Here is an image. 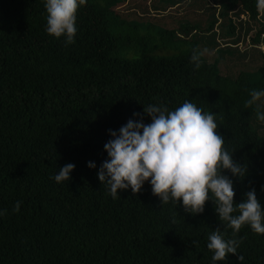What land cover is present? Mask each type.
<instances>
[{"label": "trees", "instance_id": "trees-1", "mask_svg": "<svg viewBox=\"0 0 264 264\" xmlns=\"http://www.w3.org/2000/svg\"><path fill=\"white\" fill-rule=\"evenodd\" d=\"M129 1L87 0L75 43L66 45L65 37L46 32L45 0H0V264H264V235L248 225L235 237L242 238L238 254L213 262L208 236L222 225L211 199L192 215L182 200L163 206L150 182L140 193L129 188L113 198L99 180L109 129L137 120L134 113L151 123L144 106L174 110L187 100L215 115L224 147L247 166L243 179L224 171L234 181L235 202L255 188L264 206V123L252 126L257 103L245 107L251 90H264V53L256 80L244 71L220 72L226 47L216 48L212 62L202 55L195 69L196 39L127 19L139 13L116 8ZM217 6L224 18L213 12L208 31L224 23L239 32L240 22L226 18L233 6L256 25L253 32L245 22L242 40L263 34L257 0H214L210 8ZM69 163L71 179L57 183Z\"/></svg>", "mask_w": 264, "mask_h": 264}, {"label": "clouds", "instance_id": "clouds-1", "mask_svg": "<svg viewBox=\"0 0 264 264\" xmlns=\"http://www.w3.org/2000/svg\"><path fill=\"white\" fill-rule=\"evenodd\" d=\"M86 4L87 0H45L46 32L56 38L65 37L66 45L75 43L77 14ZM257 11L264 14V0H257ZM201 56L197 51L191 57L195 69L201 67ZM249 95L245 107L260 101L264 90L253 89ZM144 114L151 123L144 122L143 114L134 113L137 120L130 119L119 131L109 129L112 139L104 145L109 159L100 166L98 178L107 183L110 195L117 198L120 190L129 188L134 194L140 193L147 181L163 206L182 200L185 212L192 215L203 213L211 199L222 225L208 236L207 248L213 252V262L238 254L242 238L235 237L243 226L264 235V206L255 188L245 193L243 202H235L234 181L224 171L243 179L247 166L234 160V151L224 147L215 115L187 100L174 110L150 104L144 106ZM257 116L264 121V113L258 111ZM88 166L96 168L94 162ZM74 168L71 163L61 167L55 181H69ZM20 206L17 201L13 211L19 212ZM228 229L232 230V238L225 239ZM239 259L242 261L243 256Z\"/></svg>", "mask_w": 264, "mask_h": 264}, {"label": "rangeland", "instance_id": "rangeland-1", "mask_svg": "<svg viewBox=\"0 0 264 264\" xmlns=\"http://www.w3.org/2000/svg\"><path fill=\"white\" fill-rule=\"evenodd\" d=\"M150 1L154 2L153 6H151V3H148ZM171 1L130 0L128 5L125 3L119 4L116 9L123 13H126L128 9H131V12L139 13V16L134 14L132 17H127V19H133L137 23L153 24L157 29H175L179 37L186 38L187 40L195 38L203 57L209 62L213 61L216 48L226 47L229 50L231 49L233 51L230 52L228 50L219 62L220 72L234 75L239 71H244L250 73L252 80L257 79V76L253 72L263 61L264 16H261L260 22L263 28V34H257L254 41H248L246 36L242 40L246 29L244 26L245 22H247L253 32L256 29V25L245 20L246 16L243 15V17H240L233 6L227 9L229 14L226 18L228 22L231 20L229 17L234 22H240L239 32L236 31L235 34H231L224 29L223 23L221 26L215 27L216 33H214L206 29V19L211 17L210 15L213 12L220 22L224 18L218 16L219 6L213 9V11L211 10L210 6L214 0H180L181 2L179 3H172ZM229 3L230 0H224V4L227 5ZM205 7H209L207 15L203 14ZM141 14L144 15L141 16ZM238 37L240 38L238 43L235 46L232 44L230 46L229 43ZM258 111L264 113V97L260 101H257V109L252 116L251 123L254 128L260 123H264V121L258 119Z\"/></svg>", "mask_w": 264, "mask_h": 264}]
</instances>
